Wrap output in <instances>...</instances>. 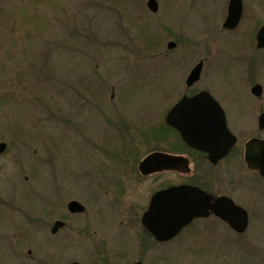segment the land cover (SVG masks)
I'll list each match as a JSON object with an SVG mask.
<instances>
[{"label":"rangeland","instance_id":"1","mask_svg":"<svg viewBox=\"0 0 264 264\" xmlns=\"http://www.w3.org/2000/svg\"><path fill=\"white\" fill-rule=\"evenodd\" d=\"M147 1L0 0V142L8 143L0 156V201L12 202L10 212L1 207L0 229L12 227L15 242H21L23 213L38 211L36 199L53 190L48 172L56 171L55 186H61L65 205L78 199L93 217L101 210L109 244H118L119 234L131 236L125 243L133 244V234L144 232L140 221L151 194L170 179L178 183L186 177L179 171L144 176L138 163L149 152L166 148L159 130L165 126L166 111L185 93L186 70L205 57L204 79L191 93L213 88L227 101L229 123L242 147L259 132L264 100L252 95L246 70L257 69L251 78L257 76L256 82L264 86V52L255 54L264 0H245L244 18L233 32L222 27L228 0H157V15ZM171 30L178 35L172 36ZM170 40H179L172 51ZM252 53L255 58H248ZM112 94L118 103L110 101ZM117 122L125 132V138L120 137L123 149L121 142L112 141L118 137ZM166 149L180 152L175 144ZM36 162L38 179L27 182L32 170L24 169ZM91 171L100 183L97 188H89ZM246 171L237 175L249 181L236 197L249 208L255 201L260 206L256 209L264 210V179ZM117 177L124 186L116 183ZM95 189L102 191L96 195ZM173 244L153 249V260H141L264 264V219L254 218L244 235L223 248ZM72 247L77 257L90 255L82 246Z\"/></svg>","mask_w":264,"mask_h":264},{"label":"flooded vegetation","instance_id":"2","mask_svg":"<svg viewBox=\"0 0 264 264\" xmlns=\"http://www.w3.org/2000/svg\"><path fill=\"white\" fill-rule=\"evenodd\" d=\"M229 2L230 0H228L227 13H228ZM243 4H244V8H243L244 11H243L242 20L245 14V0H243ZM151 13L153 15H157L159 13V8L156 12H151ZM165 15L168 17L167 11ZM169 23L170 25H172L171 22ZM224 30L226 32L235 31V30H226V29ZM170 34H173L172 36L178 35V33L173 32V30L170 31ZM170 42L175 43V46L173 47V49H171L172 51L177 47L178 45L177 42H179V40L177 41L170 40L169 43ZM260 52H264V49H257L256 46L255 54ZM167 55L168 54H166V56ZM248 58H255L254 53L250 54ZM206 61L207 58L205 57L199 60L196 63V65L199 64L200 62H203V66H204ZM190 66L191 63L189 64L188 69L190 68ZM193 68L190 69V71L186 70L187 74L185 72L184 75V77H186L185 93L182 95L181 98L172 102L171 106L168 108L165 114V126H160L159 128V130L164 134L165 138L163 137L164 138L163 144H167L166 148L167 147L171 148L173 144H175L176 147L180 149V152H172L170 149H166V148L164 150L161 149L153 150L149 152L138 163V171L141 175L144 176H152L155 174L172 173L174 171H179L183 173L186 177L182 178L178 183H173L172 179H170L169 180L170 182L163 184L158 189H156L149 197L147 203L148 205L147 208L144 210V212L148 209L151 203L152 196L156 192L160 190L168 189L172 186L189 185V186L197 187L202 192H205L211 198L212 203H215L219 199L224 198L223 199L224 207L228 208V210H221L222 213L224 214L233 212L231 210L232 203H235L238 206L244 208L248 216V225L245 231L243 233L236 231L230 225V223L227 220H225L220 214L210 210L208 215L198 217L192 220V222L187 226H185L174 238H171L166 241H160L152 232L149 231L147 227L143 225L142 223V216L144 214L143 212L140 221L141 223L140 225H142L144 231L143 234L141 231H137L136 234L134 233L132 237L133 244L125 243V241L131 238V236L126 237L123 236V234H119L118 236L119 243L116 245H112L109 244L108 241V238H110L109 235L106 236L102 232L103 229L102 217L104 216L103 212L101 210L100 211L97 210L96 213L98 215L93 217L90 214L91 213L90 210L87 209V206L78 199H72L71 201L79 202L83 206V210L70 211L69 209L70 200L67 201L66 205L62 201L63 199L61 197L62 195L60 192L61 186L57 185L59 181L56 176V171H52V172H48V174H50L53 179L51 180L53 186L52 193L48 195L41 194L38 197V199H36L38 201L37 204L38 211L29 214L27 213V210H25V212L23 213V219L21 223L22 232L20 235L21 242L14 241L16 234L13 235L12 227L6 226L8 228L0 229V264H73V263L133 264L136 262H141L142 264H144L145 260H147L149 257H150L149 259H151L152 257L151 253H153L154 256H157V253L155 252V250H157L156 248L166 249V247L168 246L173 247L174 245L173 243H178L179 246L182 245L185 248H190V247L194 248V246H196V248L198 249L226 247L231 243L234 244V242H236V238H238L240 235L241 236L244 235L248 231V229L251 228L254 218L259 219V221L261 219L262 222V220L264 219V213H263L264 210H257L256 208L260 206H258L255 203V201L253 202L255 205L254 208H249L245 204H242L241 202L238 201L236 197L237 196L236 192L240 190V188H242L244 182L246 183L247 181H249L248 179L242 180L241 177L237 176L239 174L241 175V172H243V170H247L246 173L257 175L259 179H264V177L257 170L251 169L247 165L245 160L246 144L248 143V141L253 138L264 139V137L262 136L264 128H262L259 123L260 115L264 112V110L261 109L262 111L258 117V129L256 127V130H259V132L253 137L249 138L247 141H245L244 146L242 147L239 139L240 137H238L234 133L229 123L228 111L226 109V104H225V102L227 101H225L224 98L220 97L213 88L208 89L201 87L197 91L191 93V91H194V89L204 79L203 77L204 69H202L198 81L189 86L187 84L188 82L187 80ZM253 71L258 72L257 69H248V71L246 70V73H247V77L248 76L250 77L249 80H251V83L253 84L251 87V93L256 98V100L260 102L264 100V96H263L264 86L261 83L256 82L255 77L257 76L251 78ZM257 84H260L262 86V92L260 96L255 95L252 91L253 87ZM202 91L210 92L214 96V98L220 103V105L222 106V108L226 113L229 128L237 136V143L232 148V150L224 158L218 160L217 162H213L209 158V155L206 152L194 149L190 147L188 144H186L185 141L182 139L179 131L173 128L172 125L167 123L168 114L171 112L174 106L178 102H180V100H182L184 96H193ZM170 100L172 101V98ZM110 101L111 102L117 101L114 94L110 96ZM105 105L107 106L109 104L105 103ZM111 105L112 107H115L114 104ZM101 106H104V104ZM116 107L117 108L119 107L118 104H116ZM117 113H119V111H117ZM122 120L123 119H120L119 121ZM116 125H117L116 127L117 129L116 128L115 129L117 131V135L119 138L117 137L116 140L114 139L112 141L121 142L120 146L123 149V147H125V140H124L125 132L122 128L123 124L122 122H117ZM121 135L124 136V138H120ZM96 143H97L96 141L92 143L94 148H97ZM108 147H112V145L109 144ZM134 148L136 149V146ZM47 151L49 155L50 153H52L49 151V149ZM36 152L37 151L35 150L34 154H36ZM154 152H163L167 154H175V155L183 156L184 158L187 159L188 166H185L182 169L180 168L165 169L150 174H143L140 168L141 163L148 155ZM3 154H0V156ZM42 161L48 164L47 162L48 159H42ZM114 163L115 165H118V163L116 162ZM34 164L36 166L32 165L33 168L29 167L24 169V170L26 169L32 170V173L29 172V174L26 175L25 177V180L27 182H30V180L32 182L35 179L37 181L38 179L36 178V176H38L37 174L39 173V168H37L39 162H36ZM40 165L43 164L41 163ZM35 167L38 173L35 171ZM90 174L92 175L91 176L92 178H88V176L86 178L88 181H90L89 183L92 185V186L89 185L90 186L89 188H97V185L98 184L100 185V183H98L97 180L93 178V175L96 174L93 171H91ZM40 177L43 176L40 175ZM115 179L117 180L116 183H119L122 186L125 185V181L123 179L118 177ZM103 180L105 181L106 179ZM55 181H57L56 186H55ZM94 182H96L97 184H95ZM24 191L26 193L27 188ZM101 191L102 190L95 189L96 195L101 193ZM23 197L24 198L22 202L28 205L29 198H27L26 195H23ZM0 199H1V195H0ZM7 201H9V203L6 202L2 203V201H0V210L1 207L4 208L7 207L6 208L7 212H10L8 209H12L11 206L12 202L10 200ZM132 215L135 216V212ZM8 216L11 217V213ZM78 217L80 218L78 219ZM72 218L75 219L73 223H72ZM79 221H82V223H80ZM257 227L258 225L256 226V228ZM261 229L263 230V227H261ZM141 240H143V245H141ZM83 244H85L86 246ZM72 245L82 246L84 247L83 249L85 250L88 249L90 255H87V257H82V258L73 255L72 249L74 248L72 247ZM159 256L161 255L159 254ZM164 256L167 257L165 254ZM142 257L145 260H141ZM156 259L157 260L151 262L150 264H157L158 258ZM151 260H153V258Z\"/></svg>","mask_w":264,"mask_h":264},{"label":"water","instance_id":"3","mask_svg":"<svg viewBox=\"0 0 264 264\" xmlns=\"http://www.w3.org/2000/svg\"><path fill=\"white\" fill-rule=\"evenodd\" d=\"M148 6L152 11H157L158 1L149 0ZM242 14L243 0H230L224 27L235 29L240 23ZM174 46L175 43L169 44L170 48ZM257 46L264 48V26L257 34ZM202 67L203 62H200L193 69L188 78V85L199 79ZM252 91L260 96L262 86L258 84ZM259 121L260 126L264 128V112ZM167 122L179 130L188 145L207 152L214 162L227 155L237 141V137L228 127L222 106L207 91L192 97L184 96L168 114ZM6 148L5 142L0 143V154ZM245 158L250 168L264 176V139L250 140L246 145ZM185 166H188V161L181 156L155 152L142 161L140 168L144 174H150L165 169H182ZM69 208L71 211L83 210V206L77 201H71ZM210 209L228 220L240 232H243L248 225V216L243 208L232 204L233 212L224 214L221 210L228 209L224 207L223 199L212 203L206 193L188 185L172 186L157 192L152 198L149 209L143 215L142 222L159 240L164 241L176 236L194 218L207 215Z\"/></svg>","mask_w":264,"mask_h":264}]
</instances>
